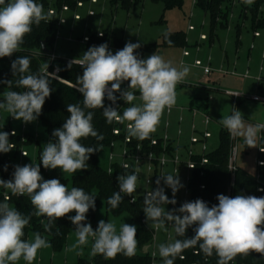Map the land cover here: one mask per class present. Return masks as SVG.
I'll list each match as a JSON object with an SVG mask.
<instances>
[{"label": "clouds", "instance_id": "clouds-1", "mask_svg": "<svg viewBox=\"0 0 264 264\" xmlns=\"http://www.w3.org/2000/svg\"><path fill=\"white\" fill-rule=\"evenodd\" d=\"M241 2L251 6L255 0ZM51 16L52 12L46 13L43 4L36 0H0V59L10 58L19 52L24 37L32 32L33 25L49 22ZM167 36L165 33L166 39ZM167 42L172 43L170 39ZM140 47L139 42L129 41L113 53L107 43H102L89 47L79 58L68 63L69 69L73 63L83 69L75 86L82 94L83 106L67 105L69 115L62 127L53 130V139L44 144L39 164L16 165L12 179L6 181L0 178V187L10 190L15 196L27 195L34 209L30 214L22 213L10 206V196H5L0 202V264H18L21 259L26 264H33L40 249L51 247V243L39 232L33 233L31 239H25L24 230L33 216L47 220V223L44 219L40 220L45 232H51L56 221L67 216L75 225L76 235V242L68 250L80 249L78 255L83 254L82 246L89 243L90 237L92 256L101 255L108 260L118 254L129 258L136 255L138 240L135 225L123 223L118 230L115 223L100 220L96 230H93L86 220L89 210L95 209L96 196L80 187L69 189L56 178L44 179L41 164L44 169H59L63 174L88 169L87 161L91 154L103 149V145L85 146L81 141L89 137L104 140L93 125L92 109H101L108 124L127 121L125 139L128 143L133 138L144 141L156 132L165 109L170 111L175 106L177 85L186 80L190 68L187 65L177 67L155 52L141 58L137 52ZM30 65L31 61L26 56H17L11 62L13 76L19 75L15 86L23 91L11 90L12 80L0 79V83L6 84L9 89L3 93L0 109L26 124L35 122L42 114L45 101L53 91L49 76L62 80L48 72L47 62L40 66L38 73H32ZM57 71L60 69L57 68ZM124 82H128L126 89L121 88ZM137 99L140 103H134ZM105 100L111 104L105 106ZM118 100L128 105L122 114L119 106H113ZM220 123L230 135L244 136L248 147H256L258 134L264 131V123L246 127L242 112L235 107L231 115L224 116ZM9 135L7 131H0V153L6 154L15 148V144L9 141ZM11 135H16L15 131ZM260 150L264 152V149ZM22 153L28 156L26 152ZM261 164L264 165V161ZM121 167L124 171L116 177L119 191L113 192L107 200L113 209L123 202L124 196L132 197L137 190L139 169L128 163H123ZM4 171H7V165ZM161 180L164 186L171 189L172 199L166 195ZM155 183L156 188L144 195L143 211L146 220L151 222L149 226L167 232L166 225L171 223L175 234L184 237L158 246L163 264H175L177 257L185 259L182 253L197 245L205 257L215 254L217 264H230L236 257H247L252 253L264 256V196L237 194L230 197L219 194L216 197L218 204L212 206L196 199L166 210V205L177 204L175 196L184 185L178 174L161 175ZM72 212H75L74 216L69 215ZM189 228L194 232L190 238L186 237Z\"/></svg>", "mask_w": 264, "mask_h": 264}, {"label": "trees", "instance_id": "trees-1", "mask_svg": "<svg viewBox=\"0 0 264 264\" xmlns=\"http://www.w3.org/2000/svg\"><path fill=\"white\" fill-rule=\"evenodd\" d=\"M84 1L86 0H36L37 3L43 4L44 11L46 13L49 11L54 13L49 22L42 21L39 26L33 25L32 32L24 37V43L21 45V50L19 52L10 58L6 57L0 59V79L12 80L13 86L11 90L23 91V89H19L15 86V81L19 78V75L17 74L16 76H13L11 72L10 66L12 60L16 59L17 56H26L31 61L30 71L32 73H38L40 66L45 62L48 63V55L54 53V44L58 40L62 26H64L60 25V19L62 16L64 17L66 15L74 14L78 10H81V8H84L85 4L88 3L87 1ZM144 1L145 0H109V3L116 11L122 10L129 13L131 9L142 4ZM150 1L162 4L165 11L182 9L184 5V0ZM235 1L236 0H195V8L201 10L209 16L211 36H214L218 29H225L227 27L229 16L234 10ZM79 3H82L83 7H78ZM263 4L264 0H255L253 5L246 8L250 12L251 21L255 30L260 29L264 31V18L260 16L262 15ZM64 8H68V11H64ZM95 16L96 15L94 13V16L92 17ZM247 17L248 16H244V20H247ZM236 36L237 42L240 43L241 30L239 27L236 29ZM169 39L172 42L171 44L167 42ZM89 40V43L96 42L98 46L102 43H108L109 38L107 31L106 33L104 32L102 37L94 34L89 38ZM43 43L46 44L45 48L47 53H44L43 47L40 46ZM122 45L123 44L121 43L118 47L120 48ZM186 47H188L186 33L175 32L169 33L167 39L164 36L160 43L141 46L137 52L141 58H146L154 52L158 54L162 49L179 48L182 50ZM69 62L70 61L68 60L63 61L59 59L60 79H62V81L49 77L53 91L50 97L46 99L42 109V114L38 117L40 125L45 129L50 137V140L53 139V130L62 127L69 115L67 112V105L80 104L83 106L82 94L75 88L77 76L82 75L83 69L76 63H73L72 67L69 69L67 68ZM50 69L52 70V68ZM261 84H264V82ZM123 85L124 89H126L128 87V82H124ZM183 89H186V87H182L180 90ZM7 90H9L7 85L0 83V102L4 100L3 93ZM136 95L139 97L138 92ZM117 96H119V93ZM109 104H111V102L105 100V106H108ZM113 106H119L122 114L124 107H127L128 105H126L123 100H118L117 105ZM91 111L94 112L93 125L95 129L104 136V140L97 141L95 138L89 137L82 140L81 143L85 146L102 144L103 149L109 150L110 157V154L115 151V145L120 148L125 138L124 134L115 136L114 131L116 129L124 131V126L127 121L123 124L116 123L115 121L112 124H108L101 109L97 108L92 109ZM12 129L11 125L3 123L2 109H0V131L9 132V141L15 144V148L9 153H0V178L6 181L12 179V173L17 165L15 158L18 156L20 150L25 146H30L29 141L26 142L25 138H23L20 134L12 136ZM154 138L158 141L157 146L151 145ZM175 143V140H170L166 150H164L163 140H161L157 135H151L149 139L144 141H139L133 138L132 144L128 145V148L135 152L136 148L141 146V155L146 156L153 153L158 160L163 154L173 157L179 150V148L175 146ZM37 148L38 161L40 162L41 150L39 146H37ZM233 148L234 141L231 139L229 131L223 130L220 133V144L218 149L205 156L208 164H201L202 156H198L194 159L196 162V168L191 174L192 179L189 184V201L202 199L208 203L209 206H212L214 204H218L216 197L219 194H224L230 197L237 194L255 195L257 197L264 196V190H262L264 189V165L261 164V162L264 161V152H261L260 150L257 172L255 175H252L237 166L234 172L229 169ZM260 149H264V131H261ZM101 150L91 154L90 159L87 161L89 165L88 169L83 170L81 175L74 176L70 182L63 180L61 176L62 172L59 169H50L46 171L45 178L59 179L61 183L66 184L69 189H71V187H80L87 193L96 196L95 209L89 210L86 220V223H91L93 230H96L98 227L99 221L96 218V213L101 202L105 203L108 215L118 217L124 213H129L133 220L140 224V227L137 229V240L138 245L142 249V253L136 254L131 258L126 257L123 254H118L114 259L108 260L101 255H96L91 259L80 258L78 259L77 264H153L150 253H144V249L150 247L154 238V232L148 226L142 224L143 219L146 217L143 211L144 197L133 193L132 197L124 196L123 202H121L117 208H111V206L107 203V200L108 197L112 196L113 192L119 191V185L116 177L121 174V168L119 164H110L107 169L102 168L100 165ZM182 150H184L183 147ZM5 165H7V171H4ZM154 166L156 173L154 177L153 189L156 188L155 181L157 179L159 166L157 161L154 162ZM110 168H112V173H109ZM202 187H204V189H202ZM7 191V189L0 187V202L4 201V195L7 194V196L11 197L8 201L10 206L26 215L34 211L30 203V198L27 195L15 196L11 194L10 190L9 192ZM133 198L135 199V202H133ZM174 206L176 208L179 207L178 204ZM69 215L74 216L75 212H72ZM41 219H44L45 223H47V220L44 217L33 216L31 218L29 225L24 230L25 239H30V236L33 233L39 232L51 243V249L53 252H61L65 248L71 233L75 231V225H73L71 220L66 216L56 221V224L52 227L51 232H45L43 225L40 223ZM57 230L59 231V234H57ZM193 235V229L189 228L186 232V237L190 238ZM175 239H184V237H178L174 233V240ZM197 252H199V254H196ZM182 255L185 259L181 260L177 257L175 264H217L218 260V257L215 254H213L212 257H205V255L200 252L198 245L195 248L185 250ZM230 264H264V256L258 253H252L247 257L238 256L231 261Z\"/></svg>", "mask_w": 264, "mask_h": 264}, {"label": "rangeland", "instance_id": "rangeland-1", "mask_svg": "<svg viewBox=\"0 0 264 264\" xmlns=\"http://www.w3.org/2000/svg\"><path fill=\"white\" fill-rule=\"evenodd\" d=\"M86 1L88 3L85 4L84 9L81 8V10L77 11L82 17L80 22L73 23L71 14L64 17L62 16V18L68 19V25L61 28L59 38L54 44L53 49L57 57L73 60L79 58L89 47L98 46L96 42H91L89 44L83 43V38H90L94 34H104L106 31L109 38L107 44L109 50L113 53L122 49L129 41L132 43L139 42L141 46H143L146 44L160 43L165 33H186L188 47L182 50L179 48L162 49L158 53V55L164 57L165 60L171 61L173 65L177 67L181 66L183 62L190 68V73L186 80L177 85V102L172 114L167 115L165 110L157 128L158 137H163L165 131H167L171 140L176 141L175 146L179 148L176 154L185 155V150L183 151L182 147L187 149L190 146V125L191 120H193L190 110L197 109L211 117L212 123L208 127V131L212 134V138L208 141V147L209 151L213 152L219 147L220 133L223 130H227L220 123V120L224 116L231 115L234 107L233 98L228 96L225 92L234 91L247 97L258 95L264 99V84L258 83L255 80L260 76L261 66L264 67V64L261 65L262 60L259 56V54L262 55L264 52V46H262L264 31L260 29L255 30L251 21L250 12L246 9L248 6L241 1L236 0L234 2V10L229 16L227 27L225 29H218L214 36H211L210 32L209 16L195 8L192 0H184L182 9L172 11H165L162 4L145 0L142 4L131 9L129 13L122 10L116 11L110 6L109 0H97L98 5H93L92 0L91 3L90 0ZM89 11H93L96 16L91 17ZM244 16H248V19L244 20ZM260 16L264 18V4L262 7V15ZM189 26L195 27L196 31H189ZM238 27L241 30L240 41L242 43L239 49L237 47L236 36V29ZM255 32L260 33L262 38L254 40L253 35ZM201 35H206L209 40H207V42H202L200 40ZM121 43L123 45L119 48L118 46ZM252 44H255L257 47L256 51H251ZM185 52H189L191 57L184 59L182 53ZM227 57L229 65L227 63ZM249 57L251 59L253 58L251 71H249V68H246ZM236 58L240 59L241 67L237 68V71H234V69H236L234 67ZM64 59L60 60L64 61ZM197 60L203 62L204 65L212 61L211 69L213 72L210 76H205L202 70L194 66ZM56 66H59V63L56 64ZM222 68L226 71H228L227 69L229 68L230 72H236V76L224 75L221 73ZM247 72H249L250 76L245 79L244 76ZM262 77L264 78V72ZM209 79H218V82L216 85H213V83H209ZM182 87H186V90L190 89L193 91V94L184 95L183 90H180ZM121 88L124 89L123 84ZM134 103H140L139 99L134 101ZM238 110L242 112L244 117H247V119L244 120L246 127L264 123V102L254 103L250 98H247L241 101L238 105ZM9 115V113L2 109L3 123L11 125L13 131L23 136L25 141H29L30 143V146H25L20 150L18 156L15 158L16 164L20 166L31 164L32 162L34 164H39L37 146L40 147L42 152L44 144L51 141L45 129L40 125L39 118L35 122L26 124L22 121L15 120ZM180 117L187 120L190 127L188 131L185 130L184 127L185 121L182 124L179 123ZM167 122L170 123V127L166 130L165 126ZM23 127H26L24 131ZM179 130L183 131L181 136L178 135ZM260 136L261 132L258 134L256 147L246 146L244 136H236L233 140L235 142L234 146L237 149L235 166L252 175H255L257 172ZM116 151H118V148ZM22 152H27L28 157H22ZM108 157L109 150L102 149L100 151V165L104 169L110 166ZM144 166L145 165H142L143 169ZM48 170L50 169H44L41 164V175L44 179H46L45 172ZM82 172L83 170L75 174L61 173V176L63 180L70 182L74 176L81 175ZM170 173L172 174L171 166L165 171V174ZM187 174L188 172L186 169H182L179 179L184 187L178 191V197H180L182 191L186 189L185 177ZM147 178L148 174L143 170L140 180L137 181V186L141 187L142 191H136V193H145L149 189L146 185ZM7 192H9V190ZM165 192L170 198L171 189L166 187ZM180 201L182 205L184 201ZM185 201H188V198H185ZM165 207L166 210L169 209V205ZM96 218L98 221L104 220L105 222L109 221L115 223L118 230L123 223L135 225L137 229L140 227V224L135 222L129 213H124L118 217L108 215L104 202H101L96 213ZM150 224L151 222L147 221V224L144 225L154 230V228L149 226ZM167 228V232L163 229H159V231L155 233L150 247H147V252L150 253L151 256L153 253L157 255L154 264H163V259L159 255L158 246L161 243H168L174 240L175 232L173 226H167ZM169 236L171 238H169ZM31 238L32 235L30 236V239ZM75 242L76 235L75 231H73L67 240L65 248L61 252L55 253L51 247L42 248L38 251L33 264H77L79 258L91 259L94 257L90 254L91 237L89 238V243L82 246V255L77 254L80 249L68 250ZM141 253L142 249L138 245L136 254ZM18 264H26V262L21 259Z\"/></svg>", "mask_w": 264, "mask_h": 264}, {"label": "built area", "instance_id": "built-area-1", "mask_svg": "<svg viewBox=\"0 0 264 264\" xmlns=\"http://www.w3.org/2000/svg\"><path fill=\"white\" fill-rule=\"evenodd\" d=\"M92 3L96 4L97 0H92ZM78 7H80V8L83 7L82 3H79ZM63 10L68 11V8H64ZM53 13L54 12H52V15H53ZM89 14L91 15V17L94 16L93 12H90ZM75 20H80V16H75ZM65 24H66V20L64 18H61L60 19V25H65ZM195 30H196L195 27H193V26L189 27V31H195ZM98 36L102 37L103 35L99 34ZM253 37L255 39H259L262 37V35L258 32H255ZM200 40L202 42L207 41L208 37L206 35H201ZM89 41H90L89 38H87V37L83 38V43L87 44V43H89ZM251 48L254 49L255 46L253 45ZM183 55H184V57H189L190 53L185 52ZM263 60H264V55H263ZM58 61H59V58L57 57V55L55 53L48 55V64H49L48 72L53 73L55 77L60 78V71H57V68L60 69V67L56 66V64H58ZM69 61H72V60H69ZM182 65H184V64L182 63ZM194 66L198 69H201L205 76H210L213 72L209 65H204L203 62H201L200 60L195 61ZM50 68H52V70ZM263 72H264V67L261 66L260 76L257 79H255L256 82H258V83L264 82V78L262 77ZM221 73H223L224 75L236 76V72L226 71L224 68H222ZM249 76H250V74H249V72H247L245 74L244 78L247 79V78H249ZM49 77H51V76H49ZM54 79H56V78H54ZM57 80H59V79H57ZM60 81H62V80H60ZM225 93L228 96L233 98L234 107L236 109H238L239 101L245 100L247 98H250V100H252L254 102H261V103L264 102V99L261 97H258V96L247 97L243 94H240V93L234 92V91H226ZM234 94H238V95H234ZM116 95H118V93H116ZM165 110H166L167 115H171L173 110H174V107L170 111L167 109H165ZM190 113H191V116L193 119L192 124H191V138H190V146L187 149L184 148L185 155L175 154L173 157H169L166 154H163L162 157L157 160L153 153H150L146 156L141 155V146H138L136 148L135 152L132 151L131 149H129L128 145L132 144L133 139L131 140V143H128L126 141V139L124 138V142L120 148L116 147V145H115V151L110 154L109 161H110L111 165H114V164L120 165L121 174L124 171L121 167V165L123 163H128V164L132 165L134 168L139 169L138 180H140L141 172L143 170L146 171L148 174V178L146 180V185L149 187V189L145 193L134 192L135 195H141L144 197V195L147 192L153 190L154 177H155V173H156L154 162L157 161L158 165H159L158 171H157V178L161 175H164L166 169L169 168V166L172 167V174L173 175L178 174L179 178H180L182 169H186L188 174L185 177L186 189L183 191V194H184V197L188 198V201H189V196H190L189 184H190V181L192 179L191 174H192V171H194L196 168V162L194 161V159L198 156H202V161H201L202 163L201 164L202 165L208 164V161L205 158V156L210 153L209 147H208V141L212 138V134L210 133V131H208V127L212 123L211 117L209 115H206L204 112L197 110V109L190 110ZM184 121H185L184 118L180 117L179 123L182 124ZM116 123H119V122H116ZM127 123L128 122L125 123L124 131H121L120 129H116L114 131V135L120 136V135L124 134V136L126 137V135H127L126 125H127ZM169 127H170V123L167 122L166 126H165L166 130ZM25 129H26V127H23V131ZM182 134H183V131L179 130L178 135L181 136ZM152 135H157V130ZM159 138L161 140H163L164 150H166L168 142L171 140L170 136L167 134V131H165V134L163 137H159ZM234 138H236V136L231 135V139L234 140ZM157 142H158L157 139L154 138L151 142V145L157 146ZM234 144H235V142H234ZM113 147H114V145H113ZM117 148H118V151H116ZM236 154H237V149L234 146L233 151H232V155H231V159H230V166H229V169L232 172H234L236 170V166H235ZM21 155H22V157H28V156H24L23 153H21ZM142 165H145L144 169H143ZM193 165L195 167H189V166H193ZM109 173H112V168L109 169ZM161 186L165 187L163 184V180H161ZM202 189H204V187H202ZM136 191H142L141 187L137 186ZM177 194H178V192H177ZM177 194L175 196V199L177 200V204L179 205ZM5 196H7V194H5L4 197ZM172 198H173V196H172V191H171L170 199H172ZM134 201H135V199H134ZM184 202H186V201L184 200ZM173 207H175V206L170 204L169 210H171ZM142 224H145V225L147 224L146 217L143 219ZM166 226L170 227V226H172V224L168 223ZM152 231L154 232V237H155V233L158 232L159 230L154 229ZM169 238H171V237L169 236ZM151 257H152L153 264H154L155 259H157V255L155 253H153Z\"/></svg>", "mask_w": 264, "mask_h": 264}, {"label": "crops", "instance_id": "crops-1", "mask_svg": "<svg viewBox=\"0 0 264 264\" xmlns=\"http://www.w3.org/2000/svg\"><path fill=\"white\" fill-rule=\"evenodd\" d=\"M192 3L195 5V2H194V0H192ZM92 5V4H91ZM95 5H98V1H97V4H95ZM84 9V8H83ZM89 12H93V11H89ZM75 16H80V18H81V20H82V17H81V15H79L78 14V12H76V13H74V14H71V17H72V21H73V23H77V22H80V21H78V20H75ZM65 20H66V24L64 25V26H67L68 25V19L67 18H65ZM64 26H62V27H64ZM190 27V26H189ZM196 31V30H195ZM194 32V31H193ZM61 38V37H60ZM254 38V37H253ZM262 38V37H261ZM260 39V38H259ZM209 40V39H208ZM254 40H258V39H255L254 38ZM204 42H207V41H204ZM211 43V42H210ZM212 44V43H211ZM255 46V44H252L251 45V47L252 46ZM240 46H242V43H241V41H240V43H238L237 42V47H238V49H239V47ZM262 46H264V40H263V42H262ZM256 49H257V47L255 46V48L254 49H252L251 50V48H250V50L251 51H256ZM237 52H238V50H237ZM182 54H184V53H182ZM263 54H264V52L262 53V55H260L259 54V56L261 57V65H263L264 64V60H263ZM182 57L184 58V59H188V58H190L191 57V54H190V56L189 57H184V55H182ZM59 59H64V58H60V57H58ZM64 60H73V59H64ZM248 63H247V66H246V68H249V71H251V69H252V67H251V65H253V58L251 59L250 57L248 58V61H247ZM183 63V62H182ZM181 63V64H182ZM211 63H212V61H210L209 63H207L206 65H209L210 67H211ZM227 63H228V65H229V60H228V57H227ZM184 64V63H183ZM185 65V64H184ZM234 67L236 68V69H234V71H237V68H239V67H241V65H240V59L239 58H236V62L234 63ZM201 70V69H200ZM228 71H230V69L228 68L227 69ZM218 82V79H209V83H213V85H216V83ZM226 82V81H225ZM200 87V86H199ZM213 87V86H212ZM211 87V88H212ZM210 88V87H209ZM213 89H215V88H213ZM186 89H183V92L185 91ZM187 91H191L190 89H188ZM192 92V94H193V91H191ZM184 95H189V94H185V93H183ZM191 94V95H192ZM254 96H258V95H254ZM250 97H253V95L252 96H250ZM258 97H260V96H258ZM241 101H244V100H240V103H241ZM252 101V100H251ZM252 102H254V101H252ZM254 103H259V102H254ZM244 117V116H243ZM247 119V117H244V120H246ZM185 122L187 123H185V125H184V127H185V130H189L190 129V127H189V125H188V122H187V120H185ZM189 124H190V121H189ZM191 124H192V120H191ZM200 124V123H199ZM191 126V125H190ZM200 126V125H199ZM201 127V126H200ZM171 174V173H170ZM166 188V187H165ZM184 191V190H183ZM183 191H182V194H181V198L180 197H178V201H179V207H180V200H185V197H184V194H183ZM169 208H170V204H169ZM169 210V209H168ZM80 259V258H79Z\"/></svg>", "mask_w": 264, "mask_h": 264}, {"label": "water", "instance_id": "water-1", "mask_svg": "<svg viewBox=\"0 0 264 264\" xmlns=\"http://www.w3.org/2000/svg\"><path fill=\"white\" fill-rule=\"evenodd\" d=\"M42 45H43V52H44V53H47V50H46V48H45V45H46V44L43 43ZM183 93H185V94H189V95L192 94L191 91H187V90H185ZM144 253H147V248L144 249Z\"/></svg>", "mask_w": 264, "mask_h": 264}]
</instances>
